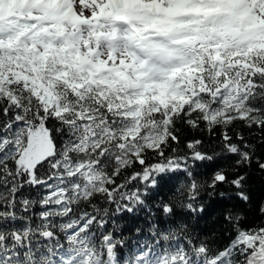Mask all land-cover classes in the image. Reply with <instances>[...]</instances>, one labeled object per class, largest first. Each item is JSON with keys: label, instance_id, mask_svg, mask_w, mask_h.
I'll return each mask as SVG.
<instances>
[{"label": "snow or ice", "instance_id": "6c2138e0", "mask_svg": "<svg viewBox=\"0 0 264 264\" xmlns=\"http://www.w3.org/2000/svg\"><path fill=\"white\" fill-rule=\"evenodd\" d=\"M261 147L264 0H0V264H264V205L193 224Z\"/></svg>", "mask_w": 264, "mask_h": 264}, {"label": "trees", "instance_id": "16d2710c", "mask_svg": "<svg viewBox=\"0 0 264 264\" xmlns=\"http://www.w3.org/2000/svg\"><path fill=\"white\" fill-rule=\"evenodd\" d=\"M178 135L181 139V145L187 142L188 139L193 137L202 139L204 141V148L208 150L209 154H212L213 147L218 143V135H210L204 131H193L182 124L177 125ZM242 130L246 137L249 136V130ZM253 143H256L259 139L258 136L250 137ZM259 153H264V147L258 149ZM223 163V162H222ZM232 161H227L225 166L230 167ZM241 171L248 172V179L245 185V190L250 197V201L245 204L238 201L231 189L221 187L217 190L216 194L209 196L206 192L201 193V201L204 204L205 210L200 216L196 217L193 221L194 226L197 231L202 233H212L219 231V222L221 219V212L225 206L231 207L233 205L238 206V208L244 212L247 216V220L258 221L259 213L258 209L261 205H264V172H260L258 167L253 164L249 169H241ZM224 191L226 195L224 197L220 196V192ZM171 193L162 192L161 196H170ZM160 196H156L159 199ZM141 215H143L141 213Z\"/></svg>", "mask_w": 264, "mask_h": 264}]
</instances>
